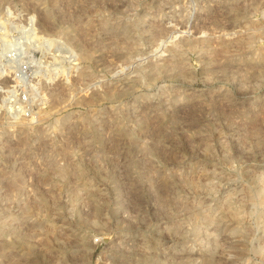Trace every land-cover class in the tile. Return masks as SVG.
<instances>
[{
  "label": "rangeland",
  "instance_id": "374dc122",
  "mask_svg": "<svg viewBox=\"0 0 264 264\" xmlns=\"http://www.w3.org/2000/svg\"><path fill=\"white\" fill-rule=\"evenodd\" d=\"M0 264H264V0H0Z\"/></svg>",
  "mask_w": 264,
  "mask_h": 264
},
{
  "label": "built area",
  "instance_id": "2783aa9c",
  "mask_svg": "<svg viewBox=\"0 0 264 264\" xmlns=\"http://www.w3.org/2000/svg\"><path fill=\"white\" fill-rule=\"evenodd\" d=\"M27 70H28V64L23 62L19 67V71L22 73L23 78H24V76L25 77L27 76ZM18 101L20 103L19 104L20 108H22V109L25 108V114H26V111L28 110V108H27L28 97H27L26 93H22V95L20 97H18Z\"/></svg>",
  "mask_w": 264,
  "mask_h": 264
}]
</instances>
